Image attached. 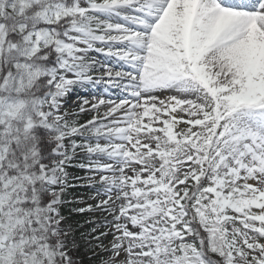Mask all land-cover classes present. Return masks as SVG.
<instances>
[{"label":"snow or ice","instance_id":"6c2138e0","mask_svg":"<svg viewBox=\"0 0 264 264\" xmlns=\"http://www.w3.org/2000/svg\"><path fill=\"white\" fill-rule=\"evenodd\" d=\"M0 264H264V0H0Z\"/></svg>","mask_w":264,"mask_h":264},{"label":"rangeland","instance_id":"374dc122","mask_svg":"<svg viewBox=\"0 0 264 264\" xmlns=\"http://www.w3.org/2000/svg\"><path fill=\"white\" fill-rule=\"evenodd\" d=\"M99 58L102 59V57H99ZM72 171L75 172V174L79 175V176H84L85 175V173H81V172L75 171L74 169H72ZM73 195L76 196V197L83 198L84 200H87V201L91 202L89 198L91 196H93L94 193L88 188H79V187H77L74 190ZM97 218H99V217H97Z\"/></svg>","mask_w":264,"mask_h":264},{"label":"trees","instance_id":"16d2710c","mask_svg":"<svg viewBox=\"0 0 264 264\" xmlns=\"http://www.w3.org/2000/svg\"><path fill=\"white\" fill-rule=\"evenodd\" d=\"M74 170H76V171H78V172H81V173H84L82 170H80V169H74ZM86 174V173H85ZM77 219H82L81 217H77Z\"/></svg>","mask_w":264,"mask_h":264}]
</instances>
